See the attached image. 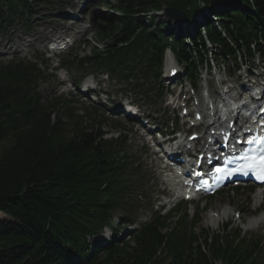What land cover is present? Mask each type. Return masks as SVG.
Masks as SVG:
<instances>
[{"label": "trees", "instance_id": "1", "mask_svg": "<svg viewBox=\"0 0 264 264\" xmlns=\"http://www.w3.org/2000/svg\"><path fill=\"white\" fill-rule=\"evenodd\" d=\"M95 1L107 8L91 20L103 50L78 56L72 48L61 66L108 72L140 99L159 92L166 48L190 79L209 58L236 63L264 54V0ZM65 3L0 0V37L30 28L33 14ZM165 8L185 12L193 33L172 32L154 14L146 18ZM204 8L216 22L204 16L197 23ZM42 76L36 63L0 60V264H264L258 241L234 231L231 239L214 235L208 242V232H195L197 215L188 222L179 207L175 220L157 217L123 244L91 241L103 226L112 228V212L132 204L129 193L143 172L124 136L107 138L100 124L89 130L62 110L60 99L44 101L37 91Z\"/></svg>", "mask_w": 264, "mask_h": 264}, {"label": "rangeland", "instance_id": "2", "mask_svg": "<svg viewBox=\"0 0 264 264\" xmlns=\"http://www.w3.org/2000/svg\"><path fill=\"white\" fill-rule=\"evenodd\" d=\"M65 1V0H64ZM67 3H71V6L73 8V11H75L79 15L78 19H90L89 18V13L86 15H82L79 12L84 10V12L87 10V5L83 3V0H67ZM63 8V7H62ZM62 8H59L56 12V10L52 9H45V11L48 12V14H45L44 11L43 13H35L33 16L36 18V22L32 24L30 28L26 27L21 30H14L12 33L10 32L9 38L4 39L0 37V60L7 62L8 60L13 59L15 56L17 58H22L25 57L29 61H34V56L35 53L33 54V50L35 48V52H42V47L44 46V39L52 37L54 33L57 34H67L71 35L74 33V31H79L80 30V24L74 23L71 20L68 22H63L59 21L60 16L64 14L62 11ZM95 10L97 14L101 13L103 10H105L104 6H97L91 4V7ZM88 8V9H89ZM90 11V10H89ZM199 13L196 14V16ZM165 18H160L159 22L164 23ZM174 29V28H173ZM67 30V32L65 31ZM21 31H25V33H22ZM74 38H76V42H82V36L74 33ZM71 40V39H70ZM84 44H78L74 48L79 51V55H84L92 52L91 46L94 45L95 39H94V34L89 33L88 35L85 36L83 40ZM50 53V52H49ZM53 54L52 52L49 54ZM47 55V56H49ZM14 56V57H13ZM210 63V61H209ZM237 65L234 64V61H228V62H222L220 60L215 61L213 60L211 62V67L210 68H205V66L201 67L197 74L198 76L194 80L196 82V85L200 84V93L204 95V82L208 83V89L215 92V90L219 86V81L223 80L224 81V86L227 88H233L235 93L240 92V87H243V72L249 70V72L255 76V79L261 80L264 78V69L263 70H255L256 66H264V58L262 57H256V59L251 62V63H245L243 59H237ZM166 64L167 61L165 60L164 64V73L161 77V80L159 82L161 83L162 87L167 86L168 82L170 80H167V73H166ZM243 65V70L241 69L239 72H235V67ZM84 69V67H83ZM67 73V76H69L71 79L76 78L79 75V71L76 70L75 68L71 67ZM82 71V70H81ZM256 71V72H255ZM262 71V72H261ZM61 78L63 77V74H61ZM261 75V76H259ZM177 80L183 82L186 80L185 76H183L182 71H180V74L178 75ZM85 78H90V77H85ZM104 78V75L101 76V79ZM176 80V79H175ZM61 84L57 82L56 78H49V79H44L43 81H39L37 84V91L41 94V96L44 98V100H51L53 98H58V94L60 92V86ZM187 85V84H185ZM184 85V86H185ZM170 86L168 89L169 91H173L174 93L178 89V85L175 86ZM109 91H112V94H114L115 97H119L121 88L117 86V82L114 79H110L109 84L106 87ZM102 89H105V87ZM222 90V89H221ZM217 91V90H216ZM61 98H65L64 96H61ZM60 98V99H61ZM220 99V98H219ZM75 100V99H74ZM70 102L69 107H71L72 114L76 116H80V118L83 120V125L85 127H88V129H95L96 126L99 124L101 125L100 129L106 130L108 135L107 137H120L124 136L127 145H129L132 149L136 151V156L141 158V164L143 165V168H146L143 170V173L147 175V178H150V182L148 183L146 187V192L145 196L141 197V202L137 201L135 204L136 212H134V218L136 219V222L138 223L139 220H142L144 217L146 218L148 214L145 211H149L148 206L149 203L154 202L155 200L161 199L159 197L160 191L163 188H166L168 190L169 195L174 193V189H168L170 186L167 184H164L162 181V178L159 175V170L158 167L162 166L163 162L159 160L160 156L162 155V152L157 153V147L154 145L156 142L157 137L154 136L153 140H150V135L152 132H155V128L157 127V124L152 123L153 121L149 118H144L145 125H135V124H129L128 122H125L124 120L118 119L119 117L115 116L112 112H108L106 106L104 108H101L100 106H95V105H85L81 100L78 102ZM151 106H143L142 104H139L141 110L145 114L151 115V118L156 119L159 115L163 117H172V115L168 112L169 109L165 105V102H160V98L157 96H152L151 97ZM62 110L65 108V104H61ZM97 108H100L98 110ZM163 108L165 109L164 112L167 114H154L156 111L161 110L163 111ZM59 109V108H58ZM101 112V113H100ZM154 112V113H153ZM178 114V111H177ZM64 115V114H62ZM100 116L101 122H97L95 120L96 116ZM102 115V116H101ZM174 117V116H173ZM94 119V120H93ZM113 119H116L117 122H114ZM115 120V121H116ZM120 120V121H119ZM148 120H151V124L147 123ZM63 121L65 123H68V118L65 116L63 117ZM103 121V122H102ZM175 121L176 125L179 127V132H185V135H187L189 132L186 131V127L188 123L183 124V119H181L180 116H176L174 120V127H175ZM105 123V124H102ZM119 125V126H117ZM156 125V126H155ZM117 128H115V127ZM153 130H149V129ZM97 129V128H96ZM191 130H196V129H191ZM151 132V133H150ZM157 141H160L158 139ZM144 152V153H143ZM147 170V171H145ZM145 183V182H144ZM143 183V184H144ZM248 189H243V191L238 192L235 190H230L227 189L216 197L212 201H207L203 200V202H198L197 207H199V210L196 209V204H191V205H186L184 207L185 210L189 209V214L191 215L192 213H195L196 211L199 212L198 217L200 220V225L199 228H196L195 232H199L201 230H204L208 232L209 234H215L220 232L221 226L224 223H229L230 224V231H232L235 228H241L246 234H252L254 236H259L260 239L263 241L264 245V228L263 227H253L251 229H243V223L245 219H247L250 214L255 215L258 214L257 212L254 214L251 213L252 208H255L257 203L259 202V198L253 197V195H249L247 193ZM167 199V198H165ZM162 200V199H161ZM206 205L207 207L204 209L202 208V205ZM225 205L226 207H224ZM229 206V216L226 218H220L222 222H220V219L217 220L216 222H212L208 214L213 212L214 214L217 215V212H219L223 207L228 208ZM134 207V206H133ZM237 212L240 219L234 221L233 214ZM119 213H117L118 215ZM3 215L0 214V218H2ZM253 218V217H251ZM249 218V219H251ZM248 219V220H249ZM247 220V221H248ZM246 221V222H247ZM245 222V223H246ZM244 223V224H245ZM261 225H264L261 224ZM135 224L133 225H126L127 229L133 228ZM106 233V232H104ZM103 235V233H102ZM100 238V237H98Z\"/></svg>", "mask_w": 264, "mask_h": 264}, {"label": "snow or ice", "instance_id": "3", "mask_svg": "<svg viewBox=\"0 0 264 264\" xmlns=\"http://www.w3.org/2000/svg\"><path fill=\"white\" fill-rule=\"evenodd\" d=\"M246 143L253 146L247 149V152L254 153V155L242 157V159L250 161L245 167L250 171H254L257 179L264 181V137L248 139Z\"/></svg>", "mask_w": 264, "mask_h": 264}, {"label": "bare ground", "instance_id": "4", "mask_svg": "<svg viewBox=\"0 0 264 264\" xmlns=\"http://www.w3.org/2000/svg\"><path fill=\"white\" fill-rule=\"evenodd\" d=\"M166 60H167L168 63L171 62V58H170L169 55L166 57ZM169 68L167 70H169ZM220 100H224V99H220ZM237 107H240V105H237ZM231 108L234 109V106H231ZM224 207H226V206H224ZM224 207L219 212H217V216L220 215L221 217H224V216L229 215V213H230L229 212V206H228V208H224ZM212 214H214V213L212 212ZM210 219H211L212 222L216 221V217L215 216L214 217L211 216ZM263 223H264V211L260 215L249 219L245 224H243V227L245 229H247V228L254 227L256 224H263Z\"/></svg>", "mask_w": 264, "mask_h": 264}, {"label": "water", "instance_id": "5", "mask_svg": "<svg viewBox=\"0 0 264 264\" xmlns=\"http://www.w3.org/2000/svg\"><path fill=\"white\" fill-rule=\"evenodd\" d=\"M164 14L169 19H172L176 22H184L186 20V15L184 12H181L177 9L166 8L164 9Z\"/></svg>", "mask_w": 264, "mask_h": 264}]
</instances>
